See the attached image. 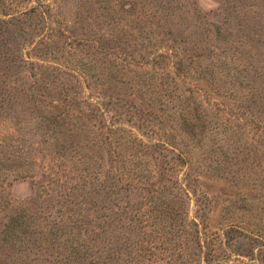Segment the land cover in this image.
<instances>
[{"label": "rangeland", "instance_id": "obj_1", "mask_svg": "<svg viewBox=\"0 0 264 264\" xmlns=\"http://www.w3.org/2000/svg\"><path fill=\"white\" fill-rule=\"evenodd\" d=\"M263 95L264 0H0V264H260Z\"/></svg>", "mask_w": 264, "mask_h": 264}, {"label": "trees", "instance_id": "obj_2", "mask_svg": "<svg viewBox=\"0 0 264 264\" xmlns=\"http://www.w3.org/2000/svg\"><path fill=\"white\" fill-rule=\"evenodd\" d=\"M176 97H178V99L181 101V103L179 104V110H181L182 104L184 105V107H182V111H180L177 115L178 117L177 122H176L177 131L180 133V135L184 139H188V141L189 140L193 141L194 146L198 147L197 145H199V143L204 139V137H201V135H203V133L207 129L206 128L207 123H205V121H202L201 117H199L198 115L199 111L202 112L203 109L205 110L204 105L202 104V102L199 100L198 97H193L189 95L186 96V95H181V94H177ZM263 99H264V95H263ZM250 114L254 115L253 111H251ZM130 130H131L130 133H134V131H136V132H139L138 134L142 136L140 128L138 126L135 127L134 130L133 129H130ZM136 140L143 142L140 139H136ZM209 140L215 143L219 142V139L215 136L214 137L211 136ZM200 145H204V144L200 143ZM212 148H213V145H211V147L208 149H212ZM188 155H189L188 151H185L184 149L183 151L181 150L178 154V156L181 159H183L185 162L189 160ZM221 162L222 161L218 159L217 163L220 164ZM259 262L260 264H264L263 259L259 260Z\"/></svg>", "mask_w": 264, "mask_h": 264}]
</instances>
